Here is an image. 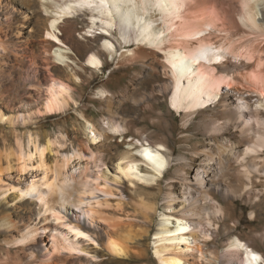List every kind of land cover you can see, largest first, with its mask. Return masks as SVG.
<instances>
[{"label":"rangeland","instance_id":"374dc122","mask_svg":"<svg viewBox=\"0 0 264 264\" xmlns=\"http://www.w3.org/2000/svg\"><path fill=\"white\" fill-rule=\"evenodd\" d=\"M224 3L214 1L226 15L235 16ZM49 17L39 0H0V112L16 117L41 110L52 79L64 84L59 102L66 104L50 113L40 111L13 128L0 124V147L13 133L36 137L48 165L65 158L64 174L89 187L78 207L65 204L60 211L56 206L60 219L53 212L43 214L34 198L16 204L12 194L4 200L0 196V264H158L155 234L167 215L170 228L180 223L177 217L187 226L177 243L189 263L237 264L227 253L229 240L237 237L261 253L264 264V107L252 82L258 63L264 66V53L249 60L221 55L200 61L206 71L225 80L215 99L191 114L176 110L158 93L155 103L149 100L139 107L142 98L170 80L163 51L125 62L120 57L126 52L149 47L122 43L117 24L101 26L89 7L59 21L57 40L45 36ZM259 20L264 23V8ZM178 37L185 44L187 38ZM59 49L63 62L53 59ZM90 53L98 56L99 68L87 63ZM225 68L232 72L226 75ZM145 109L153 113H142ZM157 142L165 144L161 151L168 159L161 175L138 153L141 144ZM126 161L134 167L126 171L128 177L121 172ZM2 165L6 167L4 160ZM42 170L34 154L22 172L12 161L2 179L21 188L42 179ZM171 194L176 203L168 209ZM142 203L151 209L145 211ZM5 216L13 226L1 222ZM72 224L84 233L78 238L82 249L58 251L55 241ZM27 228L36 229L35 240L23 239ZM108 239L127 242L129 254L110 253Z\"/></svg>","mask_w":264,"mask_h":264},{"label":"bare ground","instance_id":"6f19581e","mask_svg":"<svg viewBox=\"0 0 264 264\" xmlns=\"http://www.w3.org/2000/svg\"><path fill=\"white\" fill-rule=\"evenodd\" d=\"M39 1L43 11L50 15L46 20L45 36L47 37L56 39L54 29L63 17L75 13L76 9L89 7L92 16L101 21V26L111 27L115 23L117 24L119 27V38L122 43L133 41L149 47V49L142 47L133 53L126 52L120 57L121 60L129 63L134 60L142 61L145 59L147 52H150V55H155V49L163 51L165 62L162 64L164 68L169 70L167 73L170 74V80L163 86H158L156 92L153 90L154 93L147 95V99L142 98L138 103L139 107L149 102V100L155 103L154 101L157 100V95L159 94L164 98L166 97L170 105L176 110L182 109L191 114L194 109L202 107L215 99L220 84L225 80L224 75L215 77L212 73L206 71L200 61L204 59L212 60L213 57L221 55L231 56L235 60H249L260 52L264 53V44H262L264 42V23L259 20L261 11L264 8V0ZM214 1L227 2L234 9L235 16L226 15L221 10L223 7L221 6V8L219 7L220 5L214 4ZM91 24H94V22L92 21ZM155 25L160 28L157 27V29ZM217 31L224 32L225 35L217 36L215 35ZM196 35H203V37L193 39ZM178 36L187 38L185 44H181L176 39ZM166 43H169V45L164 47L163 45ZM104 47L108 49V54L111 55L110 44L105 43ZM52 55L54 60L63 62L64 56L60 49L54 51ZM86 61L95 68H99L101 64L95 53H90ZM231 66L234 65L231 64ZM257 67L260 70H253L252 82L254 80L258 87L262 97L260 106L264 107V66L261 67L258 63ZM229 69L225 68L223 72L228 75L232 72ZM63 87L64 84L60 81L52 79L49 85V97L42 105L41 110L28 112L25 116L17 114L16 117H6L0 112V124H8L13 128L19 123L32 119L40 111L50 113L65 108V102H59V98L63 96L65 91ZM104 93L105 91H101V94ZM108 103H110V100H108ZM154 110L155 108L152 109V111ZM146 111L152 112L145 109L142 113H146ZM106 124L110 125V122H106ZM262 136L264 140V135ZM45 145L47 149L50 148V141L47 140ZM163 148H165V144L157 142L152 145L141 144L138 150L142 161L150 166L156 175H161L168 164L167 157L161 151ZM219 151L221 153L223 148H220ZM146 153H150L151 158H146ZM34 154H38L39 166L43 168L41 172L42 179L39 181L32 180L21 188L5 184L2 177L8 175L6 172L10 168V163L12 161L17 163V170L22 172L25 170L27 163L33 161ZM125 159L126 157L121 161ZM3 160L6 167L2 165ZM128 162L126 161L121 169L125 177H128L126 171L134 168ZM48 164L44 159L43 145L41 148L36 137L32 139L30 135L13 133V139L3 142L0 147L1 199L4 200L8 194H12L11 202L18 204L27 197L34 198L38 201L39 208L43 211V214L53 212L51 216L55 219H60L59 213H54L56 206L59 207L60 211L65 204H74V206L78 207L77 204L82 202L81 196L86 193L89 185L70 180L71 177L69 179L64 174L63 171L67 164L65 158L54 164ZM198 184L203 185L204 181L198 180ZM80 190H82L81 193ZM171 198L172 202L168 201V209H173V205L176 203L175 196L171 194ZM143 207H145V211L151 209L144 203H142ZM168 217L170 215L160 220L155 234L158 239L155 241L153 254L157 258L158 264H193L186 260L177 243V241H182L180 235L181 232L187 229V226L183 223V219L177 217L180 223H177L174 228H170ZM4 221H8V227L14 225V221L6 216L1 218V222ZM77 232H82L78 224L67 225L66 235L58 237L55 241L57 250L73 253L82 249L79 246L80 241H78V238L84 235H78ZM23 233H25V238L23 239H27L26 241L35 240L37 235L34 228H27ZM261 236L262 240H264V235ZM69 237L72 239L70 240ZM108 245L109 252L116 256H127L131 250L127 242L121 244L108 239ZM227 246V253L234 256L237 264H262L263 262L261 253L242 243L237 237L230 239ZM45 264L50 263L46 262Z\"/></svg>","mask_w":264,"mask_h":264},{"label":"snow or ice","instance_id":"6c2138e0","mask_svg":"<svg viewBox=\"0 0 264 264\" xmlns=\"http://www.w3.org/2000/svg\"><path fill=\"white\" fill-rule=\"evenodd\" d=\"M146 158H151V154L150 153H146ZM58 223H59V221H58ZM77 234L78 235H84V233H82V232H77ZM85 239H87V236H85Z\"/></svg>","mask_w":264,"mask_h":264}]
</instances>
